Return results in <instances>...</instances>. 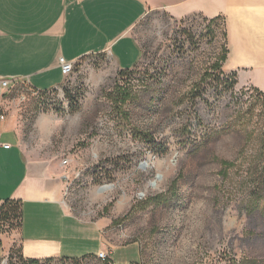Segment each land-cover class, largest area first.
<instances>
[{
	"label": "rangeland",
	"instance_id": "374dc122",
	"mask_svg": "<svg viewBox=\"0 0 264 264\" xmlns=\"http://www.w3.org/2000/svg\"><path fill=\"white\" fill-rule=\"evenodd\" d=\"M133 34L128 76L104 53L55 90H4L22 149L62 166L66 209L104 221L110 245L136 244L134 264H264V95L224 71L223 23L153 10ZM4 225L17 235V214ZM12 252L0 264H115Z\"/></svg>",
	"mask_w": 264,
	"mask_h": 264
},
{
	"label": "crops",
	"instance_id": "0c3cea01",
	"mask_svg": "<svg viewBox=\"0 0 264 264\" xmlns=\"http://www.w3.org/2000/svg\"><path fill=\"white\" fill-rule=\"evenodd\" d=\"M153 10L176 19L200 14L222 22L224 71L235 73L239 86L264 95V0H0V78L23 81L35 92L52 91L67 79L61 57L77 62L104 53L120 70L133 69L141 56L133 29ZM1 108L0 203L21 200L22 218L17 235L0 227V260L17 240L25 259L107 251L115 264L138 262L136 244L112 246L104 221H84L66 209L62 166L27 155Z\"/></svg>",
	"mask_w": 264,
	"mask_h": 264
},
{
	"label": "trees",
	"instance_id": "16d2710c",
	"mask_svg": "<svg viewBox=\"0 0 264 264\" xmlns=\"http://www.w3.org/2000/svg\"><path fill=\"white\" fill-rule=\"evenodd\" d=\"M214 21V20H211ZM226 59V51L223 57V62ZM123 75H129L132 72V69H123L121 70ZM235 75V73H234ZM234 83H236V79H234L233 81ZM73 101V100H72ZM13 214H17L19 220H20V225H21V218H22V209H21V200H16V199H5L2 203H0V222L2 223V228L4 230L5 225L4 223L7 222V220H9L11 218V216ZM19 225V226H20ZM5 231V230H4ZM14 249V248H13ZM13 249L10 251V253L13 254ZM95 255H90V256H86V257H82V258H87V257H94ZM20 257L21 259L26 260L27 262L30 263H36V262H40L43 260L40 259H25L22 254L20 253ZM82 258H70V257H63L61 259H65V260H79ZM56 258H48V259H44L45 261H51V260H55Z\"/></svg>",
	"mask_w": 264,
	"mask_h": 264
},
{
	"label": "built area",
	"instance_id": "2783aa9c",
	"mask_svg": "<svg viewBox=\"0 0 264 264\" xmlns=\"http://www.w3.org/2000/svg\"><path fill=\"white\" fill-rule=\"evenodd\" d=\"M60 63L62 66L63 73L67 77L70 76L74 72L75 62L66 61L63 57H61ZM11 84H12V81L10 79L0 78V97H2L4 90L7 89L8 87H10ZM2 117H4V116H2ZM6 147H10V145L7 144ZM68 161L69 160H65L64 164H67ZM0 227H2L1 222H0ZM107 254L108 253H106L105 251H101L98 254V257H100L102 259H106L108 257Z\"/></svg>",
	"mask_w": 264,
	"mask_h": 264
}]
</instances>
